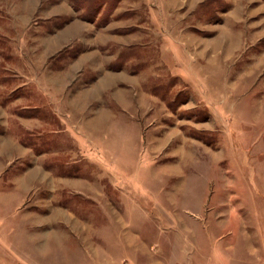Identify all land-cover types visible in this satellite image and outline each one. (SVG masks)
<instances>
[{"label":"rangeland","instance_id":"374dc122","mask_svg":"<svg viewBox=\"0 0 264 264\" xmlns=\"http://www.w3.org/2000/svg\"><path fill=\"white\" fill-rule=\"evenodd\" d=\"M241 179L264 0H0V264H262L264 191L223 226Z\"/></svg>","mask_w":264,"mask_h":264},{"label":"crops","instance_id":"0c3cea01","mask_svg":"<svg viewBox=\"0 0 264 264\" xmlns=\"http://www.w3.org/2000/svg\"><path fill=\"white\" fill-rule=\"evenodd\" d=\"M246 181H248V180L247 179H241V184L247 188L240 189L241 192L238 193V195L240 194V196L242 198L241 203H243V204L245 203L246 207L248 206V209L246 210L247 212H246V214H241V215H239V213H234V211H231V210L228 212V218H227V220L224 221V225H223L225 227V229L228 230V231L226 230L227 233H234L236 231H238V233H244V231L246 230V234L247 235L250 234L249 233L250 230H253V224H252V226L244 224V222L247 220L246 217L255 218V220L252 222V223H254V228H256V229L261 228L258 225L259 224L258 218H259L260 212H259V208H258L259 205L256 204V202H257L256 199H257V197H260L262 195L260 192L264 191V189L262 188L261 183L260 182L257 183L256 180H253L255 185H256L254 187H251V184H249V183L247 184ZM246 193L248 194V196H247L248 199L246 197ZM232 195H233V193H229L230 198L232 197ZM262 196H264V195H262ZM232 220L234 221V223ZM232 223H233V226H232ZM237 223H238V225H237ZM74 238H78V236H74L72 233L71 234L67 233V237L65 238V241H67V239L70 241L71 239H74ZM61 240H63V239L59 238V239H56L54 242L58 243ZM33 244H34V242H33ZM18 248L20 249L19 244L17 245V249ZM60 251H62V250H60ZM26 255H27V253H24L23 255H21V256L25 257V258L23 257L24 259H29L28 261H26L27 263H25V264H41L40 262H41V259H43V255H41L40 258H38L39 255L36 252H32L31 258H27ZM48 255L52 256L53 254H48ZM59 258L62 259V256L61 257L58 256V259ZM19 262H21L20 259H19V261H16L13 263L19 264ZM68 262H71V257H70ZM233 262H235V261H233ZM22 263H24V262H22ZM57 263H58V261H57ZM246 263L249 264V261L241 260L240 263H237V264H246ZM263 263H264V261H262V264ZM229 264H231V263H229ZM253 264H260V263L256 261V263H253Z\"/></svg>","mask_w":264,"mask_h":264}]
</instances>
